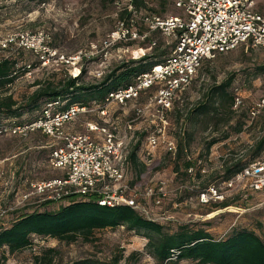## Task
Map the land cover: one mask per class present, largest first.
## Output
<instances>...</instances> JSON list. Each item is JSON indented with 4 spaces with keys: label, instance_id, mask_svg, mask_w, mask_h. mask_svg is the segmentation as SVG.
<instances>
[{
    "label": "rangeland",
    "instance_id": "1",
    "mask_svg": "<svg viewBox=\"0 0 264 264\" xmlns=\"http://www.w3.org/2000/svg\"><path fill=\"white\" fill-rule=\"evenodd\" d=\"M256 1L255 10L264 13V0ZM129 3L137 12L134 20L140 32L145 31L141 14H177L171 0H137L136 5L133 0H0V39L17 31L41 30L47 34L50 46L65 58L79 50H87L93 42L99 45V52L88 59L83 58L74 67H80L78 75L82 84L96 83L114 67L139 60L145 54L150 56L146 64L151 61L159 63L173 48L174 37L157 32L150 33L145 40L103 47L102 42L106 36L116 29L119 22L126 23L130 17V14H126L129 12ZM149 39L155 40L156 45L141 55L137 48L147 46ZM104 51L109 53V57L105 62L103 75L98 78L93 72ZM0 57H12L17 61L18 75L8 87V93L18 102L23 101L37 87L34 85L37 81L70 76L68 72L73 68L64 62L52 66L41 65L33 53L13 47L0 49ZM263 64V48L239 46L203 60L190 84L176 94L172 107L166 114V133L178 140L179 132L184 128V154L193 160L198 158L190 166L192 172L187 174H182L185 170L181 164L182 159H175V154L167 152L162 144L152 151L148 159L145 160L143 156L146 136L158 121L154 119V109L147 108L143 115L137 117L133 105L144 106L153 89L135 104L127 103L123 107L115 103L107 104V124L114 123L119 134H126L128 153L135 144L138 145L135 156L126 165V179L138 192V213L162 224L167 231L189 225L202 227L212 237L219 238L235 227H245L264 236V213L262 206L257 205L259 200L264 199V192L248 191L243 195L233 190L227 192L222 200L207 203H202L197 198L198 193L209 185L222 189L224 162L238 160L248 164L254 141L264 134V107L254 118L248 113L253 103L264 99ZM148 67H151L150 64L146 69ZM133 79L134 77L131 82ZM234 88L241 91L243 102L238 109L232 111L223 104V98L231 95ZM213 89L216 92L210 95ZM203 102L204 109L189 121L191 110L196 106L200 107ZM214 108L217 110L214 111ZM38 113L36 110L26 111L17 117H6L2 119V125L7 127L26 124L35 119ZM90 114V117L86 116L87 120L101 123L98 114L97 117L94 113ZM81 116L72 121L71 127L74 130L85 125L86 121ZM127 124L131 125L130 131L125 129ZM240 125L241 130L235 132ZM224 134H228V137L206 149L209 139L220 138ZM53 144L54 140L41 131L0 132V226H6L19 212L53 210L61 204H67L65 200L45 203L47 201L36 195L22 199L23 195L31 191V183L61 175L59 170L52 169L47 164V156ZM197 173L200 176L197 177ZM148 186L153 188L154 196L157 195V188L164 187L166 196L160 197L159 204L154 202V196L143 195ZM221 202L228 205L216 208L215 205ZM30 239L31 245L26 249L14 254L5 253V264H33V257L41 249L49 247H55L58 253L54 264H82L86 261L113 264L114 257L119 254L122 258L117 264H158L146 254L147 241L143 234L128 231L122 226L95 230L89 241L78 238L69 244L51 237L32 235ZM176 264L194 263L181 260Z\"/></svg>",
    "mask_w": 264,
    "mask_h": 264
},
{
    "label": "built area",
    "instance_id": "2",
    "mask_svg": "<svg viewBox=\"0 0 264 264\" xmlns=\"http://www.w3.org/2000/svg\"><path fill=\"white\" fill-rule=\"evenodd\" d=\"M131 1V0H129ZM179 15L159 16L150 13L141 14L144 32L136 26L134 16L137 12L129 3L127 9L130 17L127 22H119L103 40L104 48L119 43L145 40L150 33L157 32L164 36H173V48L162 61L152 65L144 72L137 74L126 86L107 92L101 103L93 106L70 104L59 109L62 102L59 99L47 102L39 115L23 125L2 127L1 131L26 133L41 131L54 140L47 156V164L52 169L59 170V177L35 181L30 184L31 191L22 196H40L43 201H60L69 196L95 197L101 206L126 205L137 209L138 192L132 188L126 179L127 136L119 134L114 123L109 122L106 106L115 103L121 107L134 103L144 93H149L144 106L133 105L135 115L141 116L147 108L154 109V119L158 121L155 128L146 136L144 158L148 159L154 149L160 144L167 152L174 155L177 150V140L167 135V112L171 109L176 94L182 91L195 77L197 70L205 59L213 58L219 53H226L239 46L260 47L264 49V13L255 10L256 0H171ZM145 47L137 51L144 55L156 45L149 39ZM97 44L91 42L87 50H79L74 55L65 58L57 49L50 46L47 34L41 30L35 32L17 31L8 33L0 39V49H23L33 53L41 65H57L66 63L73 66L69 71L71 77L80 73L76 66L83 58L88 59L98 53ZM104 50V49H102ZM104 51L94 76L100 78L104 73V65L108 59ZM29 67V65H28ZM76 71V72H75ZM232 109H238L243 102V96L238 88L232 92ZM264 107V99L253 103L248 113L254 118ZM97 113L101 123L88 122L86 132H69L65 125L72 123L80 114ZM127 131L131 125L127 124ZM92 133V134H91ZM187 172H192L189 167ZM222 189L209 185L198 193L197 198L202 203L211 200H222L227 192L246 195V192H259L264 189V148L261 154L249 162L235 175L221 183ZM164 187L157 188V195L148 186L143 195L153 197L156 204L160 197H165ZM262 206L264 213V203ZM173 253L166 264L174 262Z\"/></svg>",
    "mask_w": 264,
    "mask_h": 264
},
{
    "label": "trees",
    "instance_id": "3",
    "mask_svg": "<svg viewBox=\"0 0 264 264\" xmlns=\"http://www.w3.org/2000/svg\"><path fill=\"white\" fill-rule=\"evenodd\" d=\"M133 3L136 5L137 0H133ZM149 57L145 54L139 60L122 63L111 69L96 83L82 84L80 74L76 77L63 76L37 81L34 84L37 87L20 102L8 93V87L18 75L17 61L12 57H0V128L5 127L2 125L3 118L17 117L26 111L36 110L40 113L47 102L56 99L65 101L63 108L73 103L86 106L101 103L107 92L128 85L132 77L147 70L148 64L152 66L158 63L151 61L146 64ZM261 69L264 72V64ZM213 92L216 90L213 89L210 95ZM232 99V92L231 95H225L223 98V104L225 103L230 110ZM203 107L204 102L200 104V107L196 106L192 109L188 115L189 121H192L193 116L199 114L204 109ZM216 110L217 108H214V111ZM241 128L240 125L235 132H239ZM184 131L183 128L179 132L175 159H182L181 164L185 169L182 174H187L188 167L194 165L198 158L193 160L184 154ZM227 137L228 134H224L220 138L209 139L206 142V149L208 150L213 144ZM254 143L249 153L248 161L250 162L256 159L263 150L264 134ZM137 147L138 145L135 144L133 150L128 153V160L135 156ZM243 166L245 163L238 160L224 162L222 165L223 181L235 175ZM198 176H200L199 173H197ZM63 200L67 204H61L57 209H34L19 212L6 226H0V264H5V253L14 254L29 247L32 235L51 237L69 244L78 238L89 241L95 230L118 226L128 231L141 232L147 241L146 254L158 264L168 262V258L173 253L176 255V260L169 262L171 264H176L181 260H189L194 264H264V236L249 228L235 227L219 238L212 237L202 227L189 225H181L174 231H167L162 224L145 218L136 209L126 205L101 206L92 196H69ZM227 205L226 202H221L215 207L223 208ZM57 256L55 247L43 248L33 257L32 261L33 264H54ZM121 258L120 254L115 256L113 264H117ZM82 264L103 263L86 261Z\"/></svg>",
    "mask_w": 264,
    "mask_h": 264
},
{
    "label": "crops",
    "instance_id": "4",
    "mask_svg": "<svg viewBox=\"0 0 264 264\" xmlns=\"http://www.w3.org/2000/svg\"><path fill=\"white\" fill-rule=\"evenodd\" d=\"M177 10V9H176ZM180 14V12H179V10H177V14H175V15H179ZM169 16V15H168ZM154 33V32H153ZM146 94V93H145ZM144 93L140 96V98L138 99V100H140L144 95H145ZM62 102V106L61 107H59V109H64L63 107H64V104H65V101H61ZM81 115H83V121H86L85 122V125H86V123H88V122H92L91 120H87V118H86V116H88V117H90L91 116V114H80V115H78V118L81 116ZM93 115V114H92ZM94 115L96 116L97 115V113H94ZM82 117V116H81ZM97 117V116H96ZM78 120V119H77ZM79 121V120H78ZM71 123H69V124H67V125H65V127H64V129L66 130V131H69V132H77V133H79V132H86V128H85V125H82V128H79V129H77V130H74L72 127H71ZM92 134V133H91ZM60 172V171H59ZM259 192H264V189L263 190H261V191H259ZM264 197V196H263ZM264 200V199H263ZM263 200H259V202L257 203V205L258 204H261L262 202L264 203V201Z\"/></svg>",
    "mask_w": 264,
    "mask_h": 264
}]
</instances>
